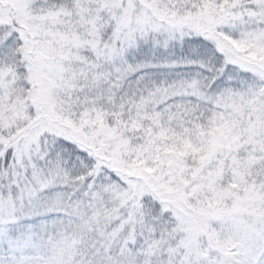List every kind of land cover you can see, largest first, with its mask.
Segmentation results:
<instances>
[{
	"label": "snow or ice",
	"instance_id": "1",
	"mask_svg": "<svg viewBox=\"0 0 264 264\" xmlns=\"http://www.w3.org/2000/svg\"><path fill=\"white\" fill-rule=\"evenodd\" d=\"M0 264H264V0H0Z\"/></svg>",
	"mask_w": 264,
	"mask_h": 264
}]
</instances>
